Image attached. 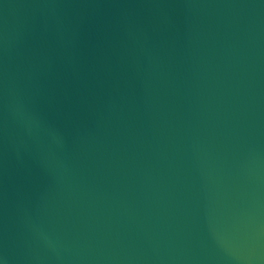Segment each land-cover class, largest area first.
I'll return each instance as SVG.
<instances>
[{
	"label": "water",
	"instance_id": "1",
	"mask_svg": "<svg viewBox=\"0 0 264 264\" xmlns=\"http://www.w3.org/2000/svg\"><path fill=\"white\" fill-rule=\"evenodd\" d=\"M0 264H264V0H0Z\"/></svg>",
	"mask_w": 264,
	"mask_h": 264
}]
</instances>
